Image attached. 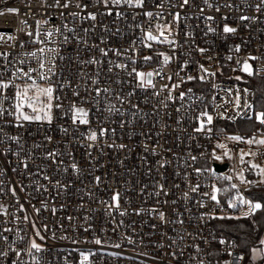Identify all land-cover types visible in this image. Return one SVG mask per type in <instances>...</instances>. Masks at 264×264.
Listing matches in <instances>:
<instances>
[{
	"label": "built area",
	"instance_id": "1",
	"mask_svg": "<svg viewBox=\"0 0 264 264\" xmlns=\"http://www.w3.org/2000/svg\"><path fill=\"white\" fill-rule=\"evenodd\" d=\"M65 3L0 0V264H253L211 223L249 216L237 197L254 203L247 190L264 187L234 175L237 151L264 157L243 142L264 139V125L240 126L255 115L244 82L264 78V0ZM42 87L52 98L38 111L17 99ZM79 109L87 123H73ZM216 142L232 160H216ZM223 179L236 186L227 201Z\"/></svg>",
	"mask_w": 264,
	"mask_h": 264
},
{
	"label": "trees",
	"instance_id": "2",
	"mask_svg": "<svg viewBox=\"0 0 264 264\" xmlns=\"http://www.w3.org/2000/svg\"><path fill=\"white\" fill-rule=\"evenodd\" d=\"M244 84L253 89L255 94V119L257 113L264 112V78L252 76ZM250 129L258 130L257 124L252 123ZM217 191L219 198L223 201L229 200L234 194L229 182L224 179L217 183ZM246 193L254 203L262 205L261 209L247 217L237 219L215 218L212 220L211 228L217 235L235 240L238 247L251 260L254 252H264V244L260 243L261 240H264V187H251ZM255 264H264V255Z\"/></svg>",
	"mask_w": 264,
	"mask_h": 264
},
{
	"label": "snow or ice",
	"instance_id": "3",
	"mask_svg": "<svg viewBox=\"0 0 264 264\" xmlns=\"http://www.w3.org/2000/svg\"><path fill=\"white\" fill-rule=\"evenodd\" d=\"M125 2H127V3H131L132 0H125ZM205 2L207 3V0H205ZM112 3L118 5V4L121 3V0H112ZM187 3H188V0H184V4H187ZM56 4H57L58 6L65 7V8H67V7L69 6L67 3H65V4H63V5H60V0H56ZM141 4H142V0H136V4H135L136 7H140ZM77 6L79 7L80 5H77ZM7 11H8L9 13H15V12H17L16 9H11V8L8 9ZM3 14H4V13L0 12V15H3ZM146 15L151 16V13H146ZM90 18L94 20V19H95V16L92 15V16H90ZM209 19H211V17H209ZM241 19H247V17H241ZM209 30L211 31V29H209ZM223 31H224L225 33H234V32L236 31V29H235V28H232V27L225 26L224 29H223ZM48 35H51V33H48ZM11 38H12V37H9V39H11ZM147 38H148L149 40H153V39H155V38H154L153 36H151L150 34L148 35ZM21 46H23V45H21ZM235 50L238 52L240 49H239V47L237 46ZM41 51H43V50H41ZM201 51H204V50L201 49ZM104 54L106 55L107 53H104ZM33 55H35V54L33 53ZM148 59H150V57H145V60H148ZM168 59H169L168 57H164L165 63L168 62ZM229 59H231V58L229 57ZM248 59H255V57H249ZM40 67H41V68L44 67L43 63H41ZM242 70H243L244 72H246L249 76H251V75L254 74V70H253V68L249 65V63L247 62V60L244 61V63H243V67H242ZM25 75H28V74L25 73ZM152 75H153V73H147V74H144V73H137V76L140 77L142 81H143L144 77L147 76V77L149 78L148 81H147V83H149V84H151V79H150V78L152 77ZM40 78H41V79H44L45 77H44L43 74H41V77H40ZM169 79H170V78H169ZM188 79L191 80L192 77H188ZM236 79L239 80L240 77H237ZM33 84H35V81H33ZM178 86H179V85H176V87H178ZM7 87H9V85L6 84V83H5V84H0V88H7ZM52 91H53V90H52L51 87L43 88V89H38V94H37L34 98H32V97H29V96H28L29 88H25V89L23 90V92H19V91L17 92V99H18V100H26V101H28V106H29V107H32L33 111H38V109H37L34 105H35L37 102L40 101L41 96H46V97L48 98V100H51V98H52ZM189 91H191V90H189ZM245 91H247V90H245ZM183 95H184V94L182 93V94H181V98H183ZM169 98H170V97H169ZM239 101H240V97L237 96V98H236V106H237V107H240V103H239ZM21 107H23V103L17 105V111H19V109H20ZM51 107H52L51 104H48V105H47V109H48L47 111H44V109H39L40 111H44V115L47 117V119H48L49 122H51V115L49 114V113H50V110H51ZM244 107H245V108H251L252 106H251L250 104H248L247 101H245ZM237 114L239 115V113H237ZM204 115H205L206 118H207V123H208V124H211V123H212V119H213L212 116H211V115H207L206 113H205ZM77 116L79 117V122H80L81 124L87 123V120L84 118V117L87 116V113L84 112L83 109H79L78 112H77V115H74V116H73V123L76 122V120H77ZM23 119H24V120H29V119H31V118H30L29 116L23 115ZM35 119L40 120V119H42V117L38 115V116L35 117ZM255 119H256L260 124L264 125V112H262V113H257L256 116H255ZM203 128H204V125L201 124L200 128H198L197 131H200V130H202ZM209 131H210V129H209ZM89 139H91V140H95V139H96V134H95V133H92L91 136L89 137ZM229 139H231V140H235V141H241V140H242V138L239 137V136L229 137ZM243 142H244V143H247V144H249V145H252V144H260V145H264V139L256 140L255 138H252V139L243 140ZM218 146L221 147V148L224 147V145H218ZM225 155H227V153H225ZM247 155H255V153H243V152H242L241 155H240V160H241L242 163L244 162V157L247 156ZM73 167H75V165H74ZM249 168H250V169H256L258 175H260V176H264V168H260L258 165L253 164V163H251V162H249ZM238 178L240 179V182H241V183H248V182L244 179V174H243V172H241V173L239 174V177H238ZM261 182H264V180H262ZM232 187L235 188L236 186L233 185ZM192 190H193V191H196L195 188H193ZM117 199H118V196H113V200H117ZM211 199L214 200V201L216 200L215 190H214V193H213ZM237 199L239 200V203H240V204H242V205H247V207H248V212L245 213V215H251V214H253L256 210H260L261 207H262V205H261L260 203H252V202H250V201H248V200H245L243 197H237ZM229 207H235V205L230 203V204H229ZM121 214H123V213H121ZM161 219H163V214H161ZM37 235H39V233H37ZM41 239H43V237H41ZM95 243H96V244H100L101 241H100V240H96ZM220 243L223 244V243H225V241L221 240ZM260 243H261V244H264V240H261ZM118 246H119V245H117V247H118ZM31 248L34 249L36 252H40V251H42L41 246H40L39 244L35 243V242H33V243L31 244ZM259 254H260V255H264V252H261V253H259ZM17 255H19V253H17ZM229 255H231V253H229ZM253 255L255 256V255H257V253L254 252ZM85 259H87V257H85ZM239 259H243V257H240ZM36 264H39V261H37Z\"/></svg>",
	"mask_w": 264,
	"mask_h": 264
},
{
	"label": "rangeland",
	"instance_id": "4",
	"mask_svg": "<svg viewBox=\"0 0 264 264\" xmlns=\"http://www.w3.org/2000/svg\"><path fill=\"white\" fill-rule=\"evenodd\" d=\"M252 123L253 124H257V127H258V123L259 122L256 119H254L252 122H250V121L244 122L240 126H241L242 130H245V131H256V129L255 130H251L250 129V126L252 125ZM256 140H260V139H256ZM218 145H222V144L219 143V142H216V144H215L216 149H218V152L215 154L216 160L217 161H222V160L230 161V160H232L233 157L229 153V151L227 150V148L225 146L223 148H221ZM252 146H254V147H261L263 145H260V144H252ZM242 152L243 153H255V155H247V156H245L244 157V162L242 163L241 160H240V155H241ZM225 153H227V155H225ZM249 162L258 165L260 168H264V157L261 158V159H259L257 157L256 152L249 151V150H246V149H241L240 151H237L235 153V174L234 175H235L236 181L239 184H241V185H249V184L253 185L255 183H259L260 185H264V182H261L262 180H264V176L258 175L256 169H250L249 168ZM241 172H243L244 179L248 183H241L240 182V179L238 177H239V174ZM220 176L222 178H225V179H230V178H232V172L231 171H227V172L221 174ZM242 207L244 208L243 211H245V212L248 211L247 205H242ZM234 219H237V218H234ZM256 253H257V255H255V256L252 255L251 261H252L253 264H255L256 261L258 259H260L261 256H262L258 252H256Z\"/></svg>",
	"mask_w": 264,
	"mask_h": 264
},
{
	"label": "water",
	"instance_id": "5",
	"mask_svg": "<svg viewBox=\"0 0 264 264\" xmlns=\"http://www.w3.org/2000/svg\"><path fill=\"white\" fill-rule=\"evenodd\" d=\"M215 171L217 173H222L225 171V165H218V164H215Z\"/></svg>",
	"mask_w": 264,
	"mask_h": 264
}]
</instances>
